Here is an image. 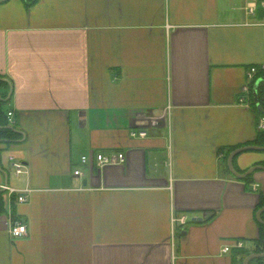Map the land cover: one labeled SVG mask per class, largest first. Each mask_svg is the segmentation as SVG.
I'll list each match as a JSON object with an SVG mask.
<instances>
[{
    "label": "crops",
    "instance_id": "crops-1",
    "mask_svg": "<svg viewBox=\"0 0 264 264\" xmlns=\"http://www.w3.org/2000/svg\"><path fill=\"white\" fill-rule=\"evenodd\" d=\"M258 4L0 0V90L18 133L0 140V264H244L264 170L248 182L223 162L260 131L239 101L264 62ZM117 152L125 162L98 167L97 153ZM257 164L264 151L236 157ZM16 219L27 236L11 235Z\"/></svg>",
    "mask_w": 264,
    "mask_h": 264
},
{
    "label": "built area",
    "instance_id": "built-area-1",
    "mask_svg": "<svg viewBox=\"0 0 264 264\" xmlns=\"http://www.w3.org/2000/svg\"><path fill=\"white\" fill-rule=\"evenodd\" d=\"M264 4V3H263ZM257 8L252 5L249 7V11L252 13H255ZM258 72H264V62L259 64V65H254L251 66L247 72V77L249 82L244 84L242 86V89L240 91L239 95V101L242 103H251V88H250V82L254 80L256 77V74ZM8 118L10 124L14 123V114L12 111L8 112ZM259 127L260 129H264V116H261L260 122H259ZM148 131L144 128L141 129H132L131 130V135L133 137H147L148 136ZM12 161V165L14 167L15 173L16 174H21L24 172V163L20 160H17L14 156L10 157ZM126 160V155L124 152H117L113 154H106V153H97L96 154V162L98 167H104L105 165L108 164H119L123 163ZM82 161L84 163H88L90 161L89 156L84 155L82 157ZM76 175H82L83 172L81 169L75 170ZM5 190L9 191L10 194H15L16 195V200L18 203H24L27 202L29 199V192L30 189H25V190H17L16 188L10 186L9 184H5L2 186ZM254 188L257 190L258 185L255 184ZM174 221H179L181 224H185L187 222L186 216H182L180 218H174ZM10 233L14 238H20L28 235V226L26 223L20 221V220H14L11 228H10ZM236 247H243L244 243L242 241H236L235 243ZM224 252H229L231 250V246L227 245L224 247Z\"/></svg>",
    "mask_w": 264,
    "mask_h": 264
},
{
    "label": "trees",
    "instance_id": "trees-1",
    "mask_svg": "<svg viewBox=\"0 0 264 264\" xmlns=\"http://www.w3.org/2000/svg\"><path fill=\"white\" fill-rule=\"evenodd\" d=\"M32 1H34V0H32ZM263 1L264 0H258V2H259L258 5L259 6H258V10L257 11H258V15L260 17H264V7L262 6V2ZM260 78H262V79L260 80L259 85H258V97H259V102L264 107V72H258L256 74V77L254 78V80H252L250 82V88H251V105L254 108V110H256L258 115L261 117V116H264V114L258 110L257 104H256V102L254 100V93H253L254 85L257 82V80H259ZM0 85L1 86L2 85H7L6 82H4L2 80L1 77H0ZM7 96H8V91H6L5 93H2L1 90H0V140H2V141L3 140L11 141L12 139H14L18 135L16 130L10 126V122H9V118H8V112H7L6 107H5V104H6L5 98ZM248 144L264 145V129H260L257 139L255 141H253V142L248 143ZM234 149H236V148H229L224 153L225 157H224V162L223 163L225 164V167H226V169L229 172H230V170H229V166H228V157H229L230 153ZM237 156H235V158H234V166L240 172L247 171V169L242 170V169L238 168V166L236 165V157ZM252 175H253V173H251L250 175H248V176H246V177H244L242 179H244V180H246L248 182H251ZM263 206H264V197L261 199L257 210H259ZM0 209H2L1 197H0ZM262 217L264 219V213H263ZM259 227H260V236L254 242V249H253L254 252H264V224L259 222ZM239 252L241 254H243L244 257L245 256L247 257L251 253L249 250H246L244 248H240ZM252 260L257 261L258 264H264L263 258H254Z\"/></svg>",
    "mask_w": 264,
    "mask_h": 264
},
{
    "label": "water",
    "instance_id": "water-1",
    "mask_svg": "<svg viewBox=\"0 0 264 264\" xmlns=\"http://www.w3.org/2000/svg\"><path fill=\"white\" fill-rule=\"evenodd\" d=\"M262 78H260L259 80H257V82L254 85V89H253V93H254V100L257 104V108L260 112H262L264 114V107L261 105V103L259 102V97H258V85L259 82ZM8 82H10L9 80H6ZM12 91V90H11ZM11 94V92H10ZM9 94V95H10ZM248 150H260V151H264V145H256V144H248L239 148L234 149L229 157H228V166H229V170L231 171V173L236 176L237 178H244L248 175H250L251 173H253L256 170H264V165L263 164H257L254 165L250 168L247 169V171L245 172H240L236 169V167L234 166V158L235 156H237L238 154L244 152V151H248ZM264 213V206L262 208H260L257 212V220L264 224V219L262 217ZM254 258H264V252H253L250 253L244 260V264H250V261Z\"/></svg>",
    "mask_w": 264,
    "mask_h": 264
}]
</instances>
